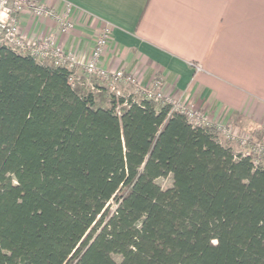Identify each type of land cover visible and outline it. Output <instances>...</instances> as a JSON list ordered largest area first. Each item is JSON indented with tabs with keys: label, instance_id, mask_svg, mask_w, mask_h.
Masks as SVG:
<instances>
[{
	"label": "trees",
	"instance_id": "trees-1",
	"mask_svg": "<svg viewBox=\"0 0 264 264\" xmlns=\"http://www.w3.org/2000/svg\"><path fill=\"white\" fill-rule=\"evenodd\" d=\"M70 74L0 44V264H264V161Z\"/></svg>",
	"mask_w": 264,
	"mask_h": 264
},
{
	"label": "crops",
	"instance_id": "crops-1",
	"mask_svg": "<svg viewBox=\"0 0 264 264\" xmlns=\"http://www.w3.org/2000/svg\"><path fill=\"white\" fill-rule=\"evenodd\" d=\"M39 1L58 12L70 7L73 26L63 30L54 18L24 10V36L54 34L76 56L79 74L110 26L104 66L124 68L145 85L163 76L167 96L264 142V0Z\"/></svg>",
	"mask_w": 264,
	"mask_h": 264
},
{
	"label": "built area",
	"instance_id": "built-area-1",
	"mask_svg": "<svg viewBox=\"0 0 264 264\" xmlns=\"http://www.w3.org/2000/svg\"><path fill=\"white\" fill-rule=\"evenodd\" d=\"M24 10H30L36 16L47 15L54 18L60 28L69 30L73 26L70 18V7L65 12L48 7L39 0H0V44L6 45L21 54L34 56L38 61L49 62L56 66L66 67L71 71L70 80L86 83L91 89L98 90L92 79H97L117 96L152 99L158 103L168 102L172 109L185 113L188 121L197 126L214 127L222 143H234L239 146L238 152L249 155L255 164L264 160V142L251 133L242 132L232 124L215 122L206 111L189 107L184 102L167 96L164 93L163 76L156 75L150 85L141 84L137 77L124 68L112 70L104 66L101 57L112 35L110 26H105L96 38L88 60L84 63L83 74L76 72L78 62L73 52L64 49L56 43L54 34H47L39 40L27 39L20 26V15ZM200 69L199 64H195ZM125 88L131 89L125 94Z\"/></svg>",
	"mask_w": 264,
	"mask_h": 264
},
{
	"label": "rangeland",
	"instance_id": "rangeland-1",
	"mask_svg": "<svg viewBox=\"0 0 264 264\" xmlns=\"http://www.w3.org/2000/svg\"><path fill=\"white\" fill-rule=\"evenodd\" d=\"M92 80H93L94 82H96L97 84H100V83H101V82L98 81L96 78H95V79H92ZM104 87H105V85H104ZM130 91H132L130 88H129V89L125 88L124 93L127 94V93H129ZM253 136H254V135H253ZM254 137H255V136H254ZM255 138H256V137H255ZM257 139H258V138H257ZM225 144L231 146L236 152H238V150H239V146H237V144L229 143V142H226ZM262 161H264V160H262ZM158 182L161 184V186H162L163 188H167V187H169V186H171V185L173 184V178H172L171 175L164 176V177H160V178L158 179ZM112 206H113V207L115 206V202H113V201H112ZM117 258L119 259L118 256H117Z\"/></svg>",
	"mask_w": 264,
	"mask_h": 264
}]
</instances>
